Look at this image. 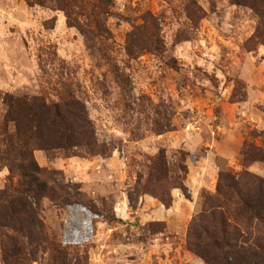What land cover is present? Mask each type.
Returning a JSON list of instances; mask_svg holds the SVG:
<instances>
[{
	"label": "rangeland",
	"instance_id": "rangeland-1",
	"mask_svg": "<svg viewBox=\"0 0 264 264\" xmlns=\"http://www.w3.org/2000/svg\"><path fill=\"white\" fill-rule=\"evenodd\" d=\"M77 1L0 0V123L5 95L57 101L66 86L105 152H33L95 209L43 200L47 231L68 264H204L186 247L202 194L221 170H240L244 144L264 136V44L248 43L258 19L230 0H104L97 30ZM148 14L158 50L134 35L149 30ZM159 151L185 157L186 192L172 188L168 208L143 195L133 209L127 191ZM248 171L264 177V163ZM7 175L0 166V189Z\"/></svg>",
	"mask_w": 264,
	"mask_h": 264
},
{
	"label": "trees",
	"instance_id": "trees-1",
	"mask_svg": "<svg viewBox=\"0 0 264 264\" xmlns=\"http://www.w3.org/2000/svg\"><path fill=\"white\" fill-rule=\"evenodd\" d=\"M44 1L27 0L31 5H42ZM76 1L72 0L73 7ZM77 2L78 14L100 30L98 16L102 14L104 0ZM230 2L247 7L258 19L248 43L264 44V0ZM143 21L149 30L140 32L138 28L134 35L140 34L144 44L158 50L157 19L148 14L143 16ZM57 97V101L44 94L5 95L3 99L0 166L8 168L9 175L0 189L2 264H32L39 255L45 257L46 264H55V260L68 264L67 254L56 246L55 238L40 216L43 200L54 205H80L95 214L92 203L84 199L79 187L63 184L55 172L40 167L33 156L35 150L78 148L91 154L105 153L97 143L85 105L75 93L64 86ZM260 138V145L244 144L240 152V170H221L215 191L202 194L201 209L187 229L186 247L204 264H264V177L248 171L252 163H264V136ZM184 163L183 155L171 162L159 151L150 160L147 174L139 175L127 191L129 206L135 209L142 196L149 195L168 208L172 202V188L186 192L187 167ZM13 173L17 180L12 177Z\"/></svg>",
	"mask_w": 264,
	"mask_h": 264
}]
</instances>
